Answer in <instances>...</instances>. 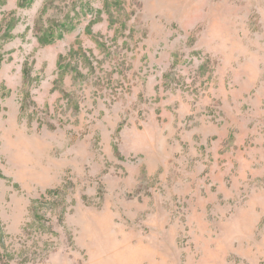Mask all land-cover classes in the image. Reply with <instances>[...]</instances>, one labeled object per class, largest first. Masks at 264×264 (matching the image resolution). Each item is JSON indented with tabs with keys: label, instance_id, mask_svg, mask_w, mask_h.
<instances>
[{
	"label": "rangeland",
	"instance_id": "rangeland-1",
	"mask_svg": "<svg viewBox=\"0 0 264 264\" xmlns=\"http://www.w3.org/2000/svg\"><path fill=\"white\" fill-rule=\"evenodd\" d=\"M133 260L264 264V0H0V264Z\"/></svg>",
	"mask_w": 264,
	"mask_h": 264
},
{
	"label": "bare ground",
	"instance_id": "bare-ground-1",
	"mask_svg": "<svg viewBox=\"0 0 264 264\" xmlns=\"http://www.w3.org/2000/svg\"><path fill=\"white\" fill-rule=\"evenodd\" d=\"M136 261H137V260H136ZM136 261L133 260V261L131 262V264L134 263V262H136ZM127 262H128V261H127ZM125 263H126V262H125ZM125 263H124V264H125Z\"/></svg>",
	"mask_w": 264,
	"mask_h": 264
}]
</instances>
